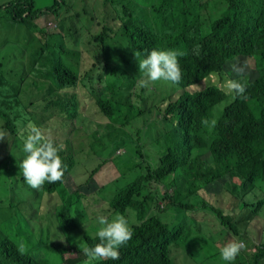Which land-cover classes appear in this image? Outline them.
I'll return each instance as SVG.
<instances>
[{
  "label": "trees",
  "instance_id": "trees-1",
  "mask_svg": "<svg viewBox=\"0 0 264 264\" xmlns=\"http://www.w3.org/2000/svg\"><path fill=\"white\" fill-rule=\"evenodd\" d=\"M96 1L107 6L116 4L115 16L122 21L115 28L107 14L102 21H97L93 11H84L94 15L93 20L101 24L93 42L97 44L96 51L101 49L105 57L111 58L113 66H101L100 72H96L94 63L90 71L81 75L82 51L65 49L64 39L53 36L49 37L50 41L42 40L38 52H29L20 69L0 61V129L7 133L5 140L0 141V148L2 144L8 148L13 140L22 150V129L29 124L43 127L51 114H58L71 131H78L80 124H76V120L82 117L78 113L80 99L76 88L83 87L91 100L88 110L111 121L105 125L108 131L103 135L115 128V120H120L126 129L121 132L130 137L128 143H133L134 150L128 152L126 142L121 147L127 154L139 155L135 159L128 157L133 162L132 167L121 172L114 186H110L112 197H109L106 216L109 220L114 218L109 217L113 212L126 218L135 216L136 222L128 219L133 236L119 249L118 260H98L93 264H173L171 247L181 244L185 224L181 222L169 230L154 211L160 209L161 212V200L168 201L167 206L174 208L178 215L180 210L188 212L190 220L196 224L204 223L201 217L208 211L216 218L214 227L219 225L220 232L227 229L232 240H242L245 248L231 262L221 258L224 243L213 240L211 247L217 251L213 255H217L222 264H264L263 232L259 231L258 236L253 227V222L257 221L264 225V195L259 197L264 193V0ZM59 5L60 1L54 0L46 11H55ZM3 7L15 22L36 31L34 22L43 11L35 9L32 0L11 2ZM41 32L47 36L52 34L48 30ZM58 47L63 56L68 57L67 62L61 59ZM153 49L184 53L178 57L182 73L179 84L157 81L150 90L137 85L138 60ZM45 52L56 53L49 69L40 79H25L29 67L36 69L43 65ZM94 58L99 59L97 55ZM247 59L254 61L251 80L238 78L246 85L245 94H228L219 82L224 81L233 63ZM106 68L110 76L106 75ZM212 72L218 74L216 83L192 91L194 84H200ZM116 81L123 88L121 91ZM46 85L45 94L36 93L37 87ZM96 91L99 92L97 96ZM26 98L30 99L29 103ZM39 103L42 106L35 107ZM125 110L129 111L125 117L118 113ZM38 111L50 115L37 119ZM202 118L215 119L216 126L202 125ZM95 132L91 134L92 141L96 139ZM104 136L101 141L106 142L109 137ZM151 136H155L156 142ZM51 139L54 141L53 137ZM64 140L67 147L59 152L64 165L62 180L53 184L45 182L38 190L30 187L36 199L27 201L25 207L30 205L31 208L27 211L29 218L25 213L20 214L23 225L16 235L10 230L13 219L6 221L13 214L0 221L3 225L0 226V264H50L51 261L54 264H85L83 244L99 243L96 234L94 236L98 229L89 231L82 223L90 210L86 205L77 204L86 197L81 186L94 182L93 175L101 164L91 171L86 182H80L79 187L70 191L65 183L76 156L72 137L66 136ZM21 150L19 156L10 152L20 162L25 156ZM122 154L111 151L109 155L116 158ZM134 173L136 175L131 177ZM151 183L162 184L168 190L164 195L150 191ZM213 183L234 196L235 207L229 215L219 209L216 199L208 202L203 197V189ZM69 196L71 204L66 202ZM195 198L200 200V205L192 202ZM58 205L61 208L56 213ZM79 207L82 213L77 211ZM9 208H13L12 203ZM5 212L0 208V217ZM241 212L247 213L241 216L247 217L243 221L238 220ZM241 225L243 230L239 229ZM53 230L57 232L52 233ZM69 237L78 238L82 245L74 241L70 246ZM59 238L67 239L66 246L57 241ZM189 241L197 251L206 243L200 236L191 237ZM46 243L58 249L64 247L59 259H52L44 251ZM72 250H75L74 256H70ZM64 256L67 259L64 260Z\"/></svg>",
  "mask_w": 264,
  "mask_h": 264
},
{
  "label": "rangeland",
  "instance_id": "rangeland-1",
  "mask_svg": "<svg viewBox=\"0 0 264 264\" xmlns=\"http://www.w3.org/2000/svg\"><path fill=\"white\" fill-rule=\"evenodd\" d=\"M7 1L14 0H0V61H3L5 64H9V66H13L16 70L20 69L22 64L26 61L29 52L34 50L38 52L39 48L41 47V43H43V41H45L46 39L50 41L49 37L53 36L55 37L54 39H64L63 41L65 44V49L69 47V49L76 48V50L80 49L82 51V55L84 56V58H82L81 56L82 59H79V71L81 75L85 74L87 71H90V67H92L94 63L96 64V72H100L101 66L110 67L109 64L113 66L114 62L107 55L105 57V53L101 49H98L96 51L97 44L93 42L95 41L93 36L98 33L99 29L101 28V24L97 23L96 19L93 20V17L95 15V17L99 19H97V21H102L104 14H107L111 24L115 28L118 27L120 24H122V21L115 16V12L117 10L116 4L110 3L109 6H107L105 4H102L101 2L97 3L96 0H59L60 5L59 7H57V10L49 13L45 12L43 14H39L40 21L35 20L34 28L36 31H33L31 26H25L21 23L15 22L12 17L4 11L3 3ZM32 1L34 3L35 9H43V11H45V8L47 6H51L54 3V0ZM84 11H93L94 15L86 14ZM113 17H115L114 21L112 20ZM40 23L44 24V28H41ZM49 23H52L54 25L49 26ZM57 26H59L60 32H57V30L54 29ZM42 30L45 32L46 30L51 31L52 34L47 36L45 33L41 32ZM58 49L60 51H57L60 52L62 56L61 59L67 62L68 57H66V55L63 56L61 48L58 47ZM94 55H97L99 59L94 58ZM54 56H56V53L54 52H45L43 56L44 61L43 58V62L41 61V64L43 65L38 66L36 69H32L29 67V69H27V75L25 79L28 78L29 80L32 79V77L39 78L41 75H44L47 69H49L50 60L53 59ZM104 57L105 59H103ZM245 62L247 63V72L246 76L242 79L251 80V76L254 73V61L247 59L239 61L238 63L243 64ZM115 63H118V61H116ZM28 65L30 66L31 62H29ZM106 75L110 76L109 70L107 68ZM137 78L139 79L140 77ZM238 78L240 77H237L232 72L230 67L228 69V73L225 75V79ZM217 81L213 82L208 76L205 80V83L212 84L216 83ZM224 81H221V83L223 84ZM116 85L119 87L120 91L123 89L122 87H120V84L119 82L117 83V81ZM200 86H202V83L198 85V87ZM152 87L153 85L151 86V88ZM47 88L48 85L42 88L37 87L35 91L37 94H41L42 92L45 94ZM195 90L197 89H194L193 91ZM76 91H78L77 93L80 99V112L78 111V113L82 117L81 119L76 120V124H80V129L78 128V131L77 129L71 131V127H68L69 124L64 125V120L59 118L58 114H51L50 119L44 121L43 127L41 128L46 131V134L50 135V137H53L55 144L63 145V149L67 147L64 137H72L71 145L72 150L74 149V154L76 156L75 164L72 169L71 175L67 176L65 183V187L69 188L70 191H74L76 187H79L80 182H86L91 171L94 170L99 164H101L99 169L93 175L94 182L89 183V185H83L84 183L82 184L83 186H81V190L85 193L86 197L77 204L78 206L86 205V207H88V209L90 210L87 218L82 221V223L86 224L87 230L97 231V229L99 228L97 217L100 215L107 216L109 212V197H112L110 186H114L115 181L120 176L121 172H124L127 170V168L132 167L133 162L131 161V159H135L139 157V155H135V157L134 155H130V153L127 154L123 149V146L121 147V145H124L126 142L125 149L128 152L134 150L133 143H128V140L131 141L130 137L121 132V130L124 129L123 122H120V120H115V128L111 130L109 129V132L104 136L103 133H105V131H108L105 125L110 124L111 121H109L105 117H102L97 112L95 113V111L92 112L91 110H88L90 109L89 101L91 100L87 96L85 88L78 87L76 88ZM156 92L157 90L153 91L152 94H154L155 96ZM98 94L99 92L96 91V96ZM26 101L29 103L30 99L26 98ZM41 106V103H39V105L35 107ZM29 109H32V107H29ZM118 113L122 114V116L125 117V115L129 113V111L125 110ZM47 115L50 114L38 111V115L36 116V118L42 119ZM136 121L139 122L141 121V119H137ZM93 132L96 133V139H93L92 141L91 134ZM103 136L109 137L106 142L101 141V138ZM154 137L155 136H151L150 139L156 142L154 140ZM92 142L94 143L93 146ZM10 143L8 144V148L4 144H2V147L0 148V208L6 211L0 217V221L13 214L14 216L6 219V221L11 222V219H13L10 224V230L12 235H16L17 232H19L18 228L23 225V218L20 214L25 213L29 218L27 211L29 212L31 208L30 205H28L27 207L25 206L27 201H33V199H36V195L35 192L33 190H30V187L25 184L24 179H21L22 172L18 167L20 160L16 158L14 153L10 154V152L14 151L19 156L21 149L16 145V143H14L13 140H11ZM111 151H113V153H116L117 155L121 152L124 154L120 155V157L114 158V155H109ZM141 151L143 152L144 150ZM129 156L131 157L130 160H128ZM122 158L128 161H124L122 160ZM111 159L114 162L111 161ZM135 175L136 173H134V175H132L131 177ZM149 190L156 191L160 195H162L163 192L162 187L156 183H151ZM234 192L238 193L237 190H234ZM202 195L208 202L210 200L214 201L216 199L217 206L229 208L231 210H233L235 207L233 203L234 196L227 191H221L218 183H213L203 189ZM263 195L264 193H260L259 197H262ZM156 201H158L157 198ZM66 202L71 204L70 196L67 198ZM192 202H195L199 205L201 204L198 198H195L194 200H192ZM10 203L13 204V208H9ZM60 208L61 206L59 205L55 208L56 213L60 211ZM158 210L160 209H156L154 211L162 218L163 222L167 225L169 230L177 227L181 222L185 224V236L181 240V244L171 247V258L173 264H222V261L219 259V257L217 255H213L217 253V251L215 250L214 246L211 247V244L213 243V240H218L223 242L224 246L229 241H231L232 238L227 229L223 228V231L220 232L218 230L219 225H217V227H214V223H216L217 221L212 213L204 211L201 217L204 223L196 224L195 222L190 220V216L187 214L188 212L184 210H180L179 215L176 214L174 208L170 206H165V209H162L161 212ZM77 211L82 213V207H79ZM244 213L245 212L240 213V217L238 218V220L243 221L245 220V218H247L241 217ZM116 214L118 213L113 212L109 217L113 218ZM244 216H247V213H245ZM48 217L49 215L47 216V218ZM127 219H129L131 223L136 222L135 216H130V218ZM0 226L3 225L1 224ZM253 227L255 228L254 231H258V236L261 234L259 233V231H262L264 237V225L262 226V221H257L256 223L253 222ZM239 229L243 230V226ZM56 232V230L52 231V233ZM95 234L96 233H94V236ZM198 236L206 240V243L199 251H197L195 249V246H193V243L189 241V238ZM69 239L71 242L70 246L74 241L77 242L78 245H82L81 241L76 237H69ZM57 241L62 242L65 246L67 244V239L64 238H59L57 239ZM63 250L64 247L58 249L55 245L53 247L52 243L44 244V251L50 254L52 259L59 258L60 253ZM251 250H254V246L251 247ZM75 254V250H72L70 256H74ZM54 263L55 262L52 261L50 262V264Z\"/></svg>",
  "mask_w": 264,
  "mask_h": 264
},
{
  "label": "clouds",
  "instance_id": "clouds-1",
  "mask_svg": "<svg viewBox=\"0 0 264 264\" xmlns=\"http://www.w3.org/2000/svg\"><path fill=\"white\" fill-rule=\"evenodd\" d=\"M183 55V52L177 50H151L138 60L139 68L136 70L140 78L137 80V85L150 90L151 86L157 81L179 84L182 73L178 57ZM231 70L237 77L243 78L246 76L247 63H233ZM208 76L213 82L218 80V74L215 72L209 73ZM207 77L201 81L202 86L198 87L199 84H194L192 91L201 89L209 84L205 83ZM219 83L228 94L242 96L246 92V85L241 83L239 79H225L223 84ZM201 124L214 128L216 120L209 121L206 118H202ZM21 135L23 137L22 151L25 156L18 167L22 172L25 183L32 189L38 190L45 182L49 184L60 182L64 176V165L59 152L63 150L64 146L55 144L44 129L34 124H29L22 129ZM6 137L7 133L0 129V141L5 140ZM158 185L162 187L164 195L168 188L162 184ZM171 193L172 190H170ZM164 205L167 206L168 201L161 200V209H165ZM219 209L225 215L230 214L231 209L229 208L219 206ZM97 223L99 228L96 236L99 239V243L94 246L84 243L82 246V253L87 258L85 264H93V262L98 260H118L120 257L119 249L125 246L133 236L129 221L123 214H116L111 220L104 215H100L97 217ZM244 248L245 245L242 241L231 240L222 247L221 258L228 262L234 261ZM63 259H67V256Z\"/></svg>",
  "mask_w": 264,
  "mask_h": 264
},
{
  "label": "crops",
  "instance_id": "crops-1",
  "mask_svg": "<svg viewBox=\"0 0 264 264\" xmlns=\"http://www.w3.org/2000/svg\"><path fill=\"white\" fill-rule=\"evenodd\" d=\"M17 1H25V0H14V1H7V2H4L3 3V5H6V4H8L9 2L11 3V2H17ZM53 5V4H52ZM51 5V6H52ZM51 6H47L46 8H45V11H43V9H41L43 12H41V14H43V13H45V12H47L46 11V9H48L49 7H51ZM47 13H49V12H47ZM37 21H40V16L37 18ZM41 24V28H44V24H42V23H40ZM49 26H52V25H54V24H52V23H49L48 24ZM54 29H56L57 30V32H60V28H59V26H57L56 28H54ZM61 37H62V35H61Z\"/></svg>",
  "mask_w": 264,
  "mask_h": 264
}]
</instances>
